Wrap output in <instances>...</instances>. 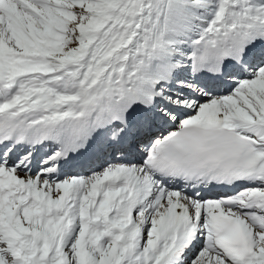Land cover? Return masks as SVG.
I'll list each match as a JSON object with an SVG mask.
<instances>
[{"label": "snow or ice", "instance_id": "snow-or-ice-1", "mask_svg": "<svg viewBox=\"0 0 264 264\" xmlns=\"http://www.w3.org/2000/svg\"><path fill=\"white\" fill-rule=\"evenodd\" d=\"M0 264H264V0H0Z\"/></svg>", "mask_w": 264, "mask_h": 264}]
</instances>
